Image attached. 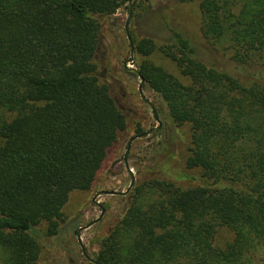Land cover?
<instances>
[{
  "label": "trees",
  "instance_id": "16d2710c",
  "mask_svg": "<svg viewBox=\"0 0 264 264\" xmlns=\"http://www.w3.org/2000/svg\"><path fill=\"white\" fill-rule=\"evenodd\" d=\"M129 1L0 0V264H39L37 228L57 235L69 195L91 189L125 129L93 60L100 19ZM198 9L202 38L230 50L238 70L257 71L245 86L169 28L159 52L178 77L147 59L151 39L134 46L170 124L190 127L184 167L200 176L162 167L139 179L97 264H254L264 253V0H202ZM221 228L233 234L223 248L214 245Z\"/></svg>",
  "mask_w": 264,
  "mask_h": 264
},
{
  "label": "rangeland",
  "instance_id": "374dc122",
  "mask_svg": "<svg viewBox=\"0 0 264 264\" xmlns=\"http://www.w3.org/2000/svg\"><path fill=\"white\" fill-rule=\"evenodd\" d=\"M201 1L183 4L178 0H134L127 31L125 25L129 11L126 6L120 8L115 15L100 19L99 44L93 60L95 76L100 85L109 87L117 108L125 118V129L108 150L91 189L69 195L62 209V218L58 221L57 235L47 237L46 224L37 228L41 247L39 264H91L83 257L81 246L87 256L94 260L102 239L126 207L127 196L118 194L128 193L132 189L128 190L131 184L130 174L134 180L133 185L150 173H160L162 167L171 175L186 173L193 178L200 176L199 170L188 171L184 167L187 157L185 151L190 143V127L185 125L176 131L168 120L165 106L146 85L142 89L143 96L153 105L160 128L154 134L143 139L137 138L131 143L126 155V164L130 171L128 173L124 161L128 143L132 138L158 125L153 118V112L140 99V81L125 71L124 62L130 58L131 47L134 48L143 39H151L156 51L147 59L178 77L175 65L159 52L166 44L169 28L182 33L199 59L207 66L229 72L241 84L249 86L252 81L248 75L257 70H238L231 61L230 50L213 48L202 38L198 9ZM141 61L142 57L133 50V63L129 68L138 69ZM169 155L176 160L170 163L167 159ZM166 162L170 163L168 167ZM178 185L186 189L196 186L197 183L190 181ZM97 194L101 195L96 197ZM93 202L102 207V215ZM92 223L94 224L91 225ZM89 225L91 226L86 228ZM80 229H84L80 234L81 246L77 242V232ZM232 239L233 234L221 228L214 236V245L223 248ZM254 264H264V253L257 254Z\"/></svg>",
  "mask_w": 264,
  "mask_h": 264
},
{
  "label": "water",
  "instance_id": "95a60500",
  "mask_svg": "<svg viewBox=\"0 0 264 264\" xmlns=\"http://www.w3.org/2000/svg\"><path fill=\"white\" fill-rule=\"evenodd\" d=\"M133 1H134V0H130L129 3L127 4L128 11H129V16H128V19H127V21H126V25H125V30H126V31H127L128 22H129L130 17H131V14H130V13H131V5H132V2H133ZM127 38H128V40H129V44H131L128 35H127ZM132 63H133V48L131 47V48H130V58H129L126 62H124V69H125V71H126L127 73H130V74L136 76V77L138 78V80L140 81V84H139V87H138V93H139L140 99H141V100H142V101H143V102H144V103L150 108V110L153 112V118H154V120H155V122L157 123L158 126H157L156 128H154V129H151V130H149V131H146V132L141 133L138 137L132 138V139L130 140V142L128 143L127 150H126V154H125V156H124L125 167H126L128 173H130V171H129V169H128V167H127V164H126V155H127L128 151H129V148H130V146H131V143H132L135 139H137V138H139V139H143V138H146V137H148V136L154 134V133L160 128V122H159V120H158V118H157V115H156V112H155V109H154L153 105H152L150 102H148V101L145 99V97L143 96L142 89H143V86L145 85V82H144V80H143V78H142L140 72H139L137 69H135V68H132V67L129 68V66H130ZM130 176H131V184H130V187H129L128 190H130V189L132 188L133 183H134V180H133V177H132L131 174H130ZM125 194H126V193H122V194H118V195H123V196H124ZM100 195H101V194H97L96 197H98V196H100ZM93 204H94L95 206H97V207L101 210V215H102L103 212H104L103 209H102V207L99 206V205H97L95 202H93ZM93 224H94V223H92L91 225H93ZM91 225L87 226L86 228L90 227ZM86 228H84V229H86ZM84 229H80V230L77 232V242H78V244H79L80 246H81V242H80V234H81V232H82ZM81 251H82V255H83V257H84L87 261H89L91 264H97L94 260L90 259V258L87 256V254H86V252H85V250H84V248H83L82 246H81Z\"/></svg>",
  "mask_w": 264,
  "mask_h": 264
}]
</instances>
